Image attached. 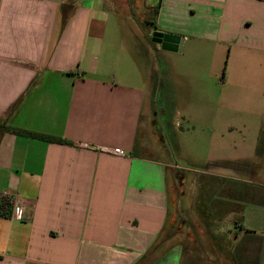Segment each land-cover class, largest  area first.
<instances>
[{
  "label": "crops",
  "instance_id": "0c3cea01",
  "mask_svg": "<svg viewBox=\"0 0 264 264\" xmlns=\"http://www.w3.org/2000/svg\"><path fill=\"white\" fill-rule=\"evenodd\" d=\"M157 5L153 31L180 35L184 44L164 50L152 29L142 40L163 50L156 113L150 77L113 53L107 35L106 11L134 17L136 4L0 0V207L5 193L13 198L11 216L0 215V264H264V188L248 190L208 171L190 202L202 239L188 246L176 239L188 232L183 224L168 234L173 165L166 159L168 134L178 126L171 116L184 117L193 146L209 149L207 164L264 172V120L247 144L231 137L237 128L229 121L218 130L213 116L234 98L256 99L264 110V0L139 2L149 7L144 13ZM225 57L231 73L242 74L232 83L222 71ZM237 148L241 156L230 159ZM18 205L21 217L13 214Z\"/></svg>",
  "mask_w": 264,
  "mask_h": 264
},
{
  "label": "rangeland",
  "instance_id": "374dc122",
  "mask_svg": "<svg viewBox=\"0 0 264 264\" xmlns=\"http://www.w3.org/2000/svg\"><path fill=\"white\" fill-rule=\"evenodd\" d=\"M139 2L138 0H129L130 6L136 4V10L133 13V15H135L134 17L131 13L127 14L126 10L120 8H116L115 10H107L104 17L109 21L107 35H110V38L112 39V52H122L123 60L124 58H127L129 62L132 63L136 68L138 73L141 72L143 76L150 77V107L153 112L157 113L159 98V66L163 50H157V44L153 42L147 41L142 43V40H146V38H144L147 37L146 32L151 29L153 31V21L156 19V14L154 13L153 8L148 9V11H145L144 13L141 9L145 10L147 6L141 7L139 6ZM122 39L128 41L126 45L120 43ZM131 41H133L134 44ZM120 47H122V49H120ZM123 47H126V49ZM148 48H150V50H148ZM223 60L222 71H229L228 75L231 79V83L232 81L241 78L242 74L241 71H239V68L235 69L234 72L231 73V60L227 57H225ZM224 77L225 76L221 72V74L218 75L216 82L220 85L224 84L226 82ZM206 79L208 81L210 80V82L215 80L210 79V77ZM199 82L203 83L206 81L203 79ZM231 89L232 93L234 94L236 87L231 86ZM213 116L216 123L215 127L218 130V125L220 122L229 121L237 128L235 130L232 129L231 137L234 139H244L247 137V144H251L252 139H254L256 135L262 130L261 128H258V125L262 120H264V110L261 112V106L259 105V102L256 101V99H251L249 103H245L242 98H234L228 103H220L219 108H214ZM171 118H173L172 120L175 121V124L178 123V126H176L174 129L175 135H172L171 137V134H168V139L166 140V147L168 151L166 159L169 160V162L173 165L172 169L168 171L169 184L172 185L170 188L171 212L170 220L168 222V234L169 231L174 232L175 234V231H177L176 229L181 227V224H183L182 227H185L183 229L188 230V232L180 235L176 239L180 238L182 241L184 240L188 246H190L202 239V236L199 233L200 230L197 228L198 225L196 224L197 214L193 209V205L190 203L194 197V191L198 185V179L202 180L206 178L208 171L215 169L217 172L228 175V178L224 177L226 180L238 183L240 185H246L248 190L252 189L254 191L255 189L264 188V172L253 171L249 165L247 167L240 164L239 162H236V164L231 166H227V170L219 171L218 168L207 164V158L209 155V149L207 145L199 144L198 147L193 146L190 134L191 132H184L189 128H192L191 124L186 119H184V117L175 118L171 116ZM202 124L206 128V133L211 124H207L206 122ZM156 127L158 128L157 125ZM245 143L246 142H244L243 145ZM241 148H243V146ZM192 153L194 154L192 155ZM247 153V157L252 159L257 158L255 155L257 154L256 152L253 154H251V151ZM155 154H157V151H155ZM227 154L230 159L238 160L239 156H241V151L238 148L232 149L230 153ZM253 167L257 168L260 166L256 162ZM215 178L222 179L223 177L216 176ZM174 234L170 235L172 238L171 244L175 242Z\"/></svg>",
  "mask_w": 264,
  "mask_h": 264
},
{
  "label": "trees",
  "instance_id": "16d2710c",
  "mask_svg": "<svg viewBox=\"0 0 264 264\" xmlns=\"http://www.w3.org/2000/svg\"><path fill=\"white\" fill-rule=\"evenodd\" d=\"M154 13L157 14L158 9H159V5L154 6ZM5 128L8 131L14 132L16 134H22L25 136H29V137H33V138H39V139H44L46 141H51V142H64V143H71L69 140L54 136V135H50V134H44V133H40V132H34V131H29V130H25V129H21V128H15V127H11L6 125ZM12 214V202L4 199L2 202V205L0 207V215L2 216H11Z\"/></svg>",
  "mask_w": 264,
  "mask_h": 264
},
{
  "label": "water",
  "instance_id": "95a60500",
  "mask_svg": "<svg viewBox=\"0 0 264 264\" xmlns=\"http://www.w3.org/2000/svg\"><path fill=\"white\" fill-rule=\"evenodd\" d=\"M151 39L167 51L177 52L183 49L184 37L180 35L155 30L151 34Z\"/></svg>",
  "mask_w": 264,
  "mask_h": 264
},
{
  "label": "built area",
  "instance_id": "2783aa9c",
  "mask_svg": "<svg viewBox=\"0 0 264 264\" xmlns=\"http://www.w3.org/2000/svg\"><path fill=\"white\" fill-rule=\"evenodd\" d=\"M104 150L105 151H109L108 149H104ZM112 152L115 153V154H118V155H125V152L122 149H120V148H115V149H113ZM4 199H7V200H9L11 202L13 201L12 196L8 192L4 194ZM22 211H23V208L18 205V206L15 207V209L13 211V214L16 215L17 217H21Z\"/></svg>",
  "mask_w": 264,
  "mask_h": 264
}]
</instances>
